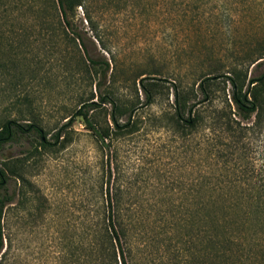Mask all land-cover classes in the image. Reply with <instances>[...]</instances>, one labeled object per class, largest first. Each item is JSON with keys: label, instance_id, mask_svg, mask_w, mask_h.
I'll use <instances>...</instances> for the list:
<instances>
[{"label": "rangeland", "instance_id": "rangeland-1", "mask_svg": "<svg viewBox=\"0 0 264 264\" xmlns=\"http://www.w3.org/2000/svg\"><path fill=\"white\" fill-rule=\"evenodd\" d=\"M263 1L83 0L68 13L69 22L57 17L39 22L41 12H53L48 0H32L31 8L16 11L37 18L12 20L13 28L29 34L16 40L22 51L16 65L8 41L0 42L8 72L7 81H0V112L15 116L13 74H25L22 88L32 104L19 107L37 115L52 145L40 146L35 131L18 132L0 145V165L25 162L20 165L25 180L9 181L14 199L2 221L3 264H94L90 232L97 230L101 247L108 188L123 202L126 221L135 212L142 216L128 225L136 264H204L197 216L192 227L186 224L183 204L190 199L196 207L197 192H188L207 164L203 158L215 152L209 150L215 141L207 140L210 115L231 100L232 85L221 77L204 100L197 80L212 71L229 75L235 68L246 90L249 79L264 71V62L254 67L248 60L264 44ZM90 58L102 65H92ZM106 61L110 68L102 79ZM176 90L180 102L194 105L193 115L206 116L197 129L177 120ZM105 92L124 111L119 121L131 118L135 128L102 143L75 112L94 95L103 109L89 111L92 123L113 129V102L100 100ZM261 139L258 153L264 131ZM133 201L140 206L132 209Z\"/></svg>", "mask_w": 264, "mask_h": 264}, {"label": "trees", "instance_id": "trees-1", "mask_svg": "<svg viewBox=\"0 0 264 264\" xmlns=\"http://www.w3.org/2000/svg\"><path fill=\"white\" fill-rule=\"evenodd\" d=\"M256 1V0H252ZM14 3V5L12 4ZM32 0H0V42L8 41L11 47V63H17L21 50L15 45L18 38H24L29 34L26 31L13 28L11 23L15 18L20 20L35 19L33 16L16 15V11H21L29 6ZM237 5V0H235ZM247 3V0H245ZM51 3L50 15L40 14L39 22L53 20L55 17L61 22L68 19V13L76 6H81L83 0H48ZM264 4V1H263ZM33 6V4H31ZM32 6H29L31 8ZM35 6V5H34ZM41 11V9H40ZM53 17V18H52ZM37 18V15H36ZM12 27V28H11ZM2 45L0 44V53ZM250 65L254 67L264 62V44L261 45L258 56L250 54L248 56ZM256 57V58H255ZM92 65H102L97 60L89 59ZM6 60H0V81H7L8 72H6ZM101 70L102 79L107 78V71L110 68L109 63H103ZM89 74H93L91 69H87ZM230 74H219L212 71L203 74L197 84L204 93V100L211 98L210 86L225 76L232 85L231 100L226 98V104L210 115L211 130L208 133L207 140H214V148L209 150L214 153L207 154L203 160L207 163L203 165L198 172V183L190 188L188 193L196 191L198 194L197 202L190 199L183 204L185 222L193 226L194 217L197 216V235L201 244V253L204 256L203 263L213 261V264H264V148L260 153L257 152L256 145L262 137L264 131V71L257 77H251L247 89L240 82L238 70L233 68ZM97 74L98 72L95 71ZM26 76L25 74H13L12 97L15 101V116H9L6 112H0V145L12 139L16 133H28L35 131L40 136V146L46 147L52 145L48 142L37 115L28 109L19 107V103L31 105V97L25 88H22ZM147 100L152 101V93L146 84H142ZM179 92L176 90V111L175 116L182 126L197 129L204 124L206 116L200 112L193 113V106H187L185 102H180ZM100 100L103 103L113 102L111 118L113 129L110 125L97 128L92 123L89 111L96 108H102V104L97 102L92 95L82 102V108L75 112V116H82L86 124L94 130L98 139L104 143L106 139H112L113 134L132 131L135 128V122L128 119L122 123L119 117L124 114L121 107L112 98L110 92L100 93ZM234 105V110H233ZM89 107L88 110L85 108ZM135 107L132 108L134 110ZM188 111L187 118L183 113ZM30 115V116H28ZM30 117L29 122L22 123L21 119ZM234 116H239L241 120ZM255 116V120L251 121ZM69 124H64L61 130L57 132L55 138L59 141L62 131L67 129ZM63 142V141H62ZM264 143V142H263ZM211 145V144H210ZM222 145V146H219ZM217 147V148H215ZM24 161L9 163L4 161L0 165V264H3L2 248L4 245V233L2 221L6 215L7 209L11 207L14 196L10 192V178L16 181H24V175L20 171ZM261 163V164H258ZM107 214L101 230L102 243L98 247L97 234L94 228L91 229L93 240H90L94 258V264H136L133 254L132 232L129 224L135 225L142 216L132 213L128 221L124 219L121 213L124 208L123 202L117 198V192L114 195L111 189L107 191ZM132 209L139 207L140 203L133 201ZM95 260H97L95 262Z\"/></svg>", "mask_w": 264, "mask_h": 264}]
</instances>
